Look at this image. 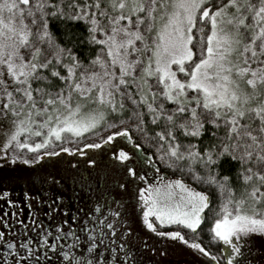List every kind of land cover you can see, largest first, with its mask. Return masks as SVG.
<instances>
[{"label": "snow or ice", "instance_id": "snow-or-ice-1", "mask_svg": "<svg viewBox=\"0 0 264 264\" xmlns=\"http://www.w3.org/2000/svg\"><path fill=\"white\" fill-rule=\"evenodd\" d=\"M85 41L96 47L87 63ZM104 126L111 131L84 147L132 143V129L159 163L215 189L212 240L227 246L219 255L156 226L196 230L207 192L157 175L127 204L113 195L146 183L153 160L141 144H132L134 166L129 151L114 150L129 179L112 187L60 159L85 154L56 142ZM10 165L20 172L6 175ZM69 179L90 201L71 216L60 212ZM15 184L32 211L27 221L0 217L15 231H0V264H142L137 222L190 245L196 264H264V0H0V198L12 207L3 189Z\"/></svg>", "mask_w": 264, "mask_h": 264}, {"label": "rangeland", "instance_id": "rangeland-1", "mask_svg": "<svg viewBox=\"0 0 264 264\" xmlns=\"http://www.w3.org/2000/svg\"><path fill=\"white\" fill-rule=\"evenodd\" d=\"M177 75L181 79L184 78V75L182 73H177ZM110 131L111 130L107 126H104L94 131L87 132L86 134L82 135V137L74 138L70 141H67L66 143L61 144L60 142H56L59 147L67 146L69 148H78L80 152H83L85 154V156H80L78 153L70 151L69 153H61L60 159L64 161L72 159L79 162L78 168L81 172H84V169L88 168L91 171L92 177L98 178L101 188L105 186L106 178L108 180V187H112V185L116 183H123L125 179H129L125 176V170L123 168V164L127 162H120L116 160L113 154L114 150L116 151V154H118V150L123 147L125 151H129L130 153V166H134L136 164L135 157L132 155V153L136 152V150L132 148V144L137 143L133 140V138L132 143L126 142L123 137H117L114 138L113 141L102 144L99 148L84 147L85 144L99 143V140L104 137L105 133ZM49 150H51V147H49ZM140 151L144 152L142 148L140 149ZM89 156L93 157L96 160L95 165H87L86 157ZM151 158L153 160V165L151 167L142 169V171L147 172V175L145 177L146 183H141L137 179L129 185V193L126 194L122 190L116 189L113 193L115 197H122L123 202L127 204L130 199L131 193L137 191V185L141 188L146 187L147 183H150L153 179L156 180L157 175L165 180L180 178L186 184L201 191L198 187L194 186V184L189 179L174 175L173 172H170V168L159 163L158 159L152 156ZM52 159L54 158H45L44 162L51 163ZM157 162L159 163V166ZM145 164H147L146 161ZM9 167L15 169L16 171L9 172L8 169H4L6 175H14L20 172V169L17 168L16 165H10ZM23 167L26 168L29 166ZM31 167L35 166L33 165ZM158 167L161 168V170L159 169V173L156 172V168ZM72 174L73 173H68L69 177H71ZM3 190L9 192L8 198L14 200L16 202V206L12 207L11 205L6 203L5 198H0V210L10 211L12 209L13 212H16L21 208H25L27 210L31 209L29 207V204L33 202L23 197V192L25 189L22 184L11 185ZM65 191L67 193V196L64 203L68 206L67 210L69 208H85L88 200L86 197L81 200L77 199V196H83V194L80 193L78 189L75 192L73 191L71 179L68 180V186L65 188ZM60 212L62 215H65L67 211L65 212V209L61 208ZM213 212L214 211H212L211 213H207L205 209L204 213L202 214L204 219L202 220L201 225L204 227V230H191L180 224L159 225L157 223V231H180L181 234L184 235L185 238L190 242H199L208 251L212 252L213 254L219 255L222 251V248L227 246H223L222 242L212 240L211 227L216 218L214 215H212ZM134 230L136 236L139 237L138 240L134 241L137 246H140L141 242H146L148 244L146 250L141 252L143 255V259L147 264H196L193 256L190 254V245H185L178 239L158 236L156 233L150 232L139 222L134 225ZM206 232L209 234L210 238L206 236ZM257 243L259 242L257 241ZM221 264H226V261L221 260Z\"/></svg>", "mask_w": 264, "mask_h": 264}, {"label": "trees", "instance_id": "trees-1", "mask_svg": "<svg viewBox=\"0 0 264 264\" xmlns=\"http://www.w3.org/2000/svg\"><path fill=\"white\" fill-rule=\"evenodd\" d=\"M59 27L62 28L63 26L61 25ZM73 31L76 32L77 34L83 33L84 36L87 35L84 27L81 24H75V26L73 28ZM54 32L58 35V32H56L55 29H54ZM84 36H81L82 40L84 39ZM95 52H96V47L95 46L89 47V45L85 41L82 44L81 49L78 50V55L81 57L82 60H84L85 63H87L88 59H90L91 56L95 55ZM168 106H171V105L169 104ZM152 130L153 129H152L151 125L149 124V132H151ZM84 134H86V133H84ZM130 135L132 136L133 140L136 143L141 144V148L144 150V152H146V153L147 152H151L152 153V157L158 159V157H156V155H155V149L154 148L150 149L147 145L144 144V138H143V135L140 132L130 129ZM207 139H208V137L206 136L205 140H207ZM157 164L159 166L158 162H157ZM158 168L161 170L160 167H158ZM222 169L226 170V172L230 174V173L235 171V165L229 166L228 164H225V165L222 166ZM170 172H173L174 175H176V176H180L182 178L189 179L194 184V186L198 187L201 191L207 192L209 194L211 203L209 205V208L206 209V212L207 213H211L212 211L215 210V207H216V205L218 204L219 201H218V198H217V195H216V191H215L214 188H212V187H210L208 185H204V184L198 183L196 181H193L191 174H189L187 172L181 173V171L179 169L170 168ZM234 182H235V180H234ZM201 229L204 230V227L202 225L197 229V231H199ZM206 236L209 237V234L207 232H206Z\"/></svg>", "mask_w": 264, "mask_h": 264}, {"label": "flooded vegetation", "instance_id": "flooded-vegetation-1", "mask_svg": "<svg viewBox=\"0 0 264 264\" xmlns=\"http://www.w3.org/2000/svg\"><path fill=\"white\" fill-rule=\"evenodd\" d=\"M157 181L155 179H153L150 183L155 184ZM90 203V201H88L86 204ZM18 208V207H17ZM77 208H69L66 212L65 215L67 216H71V214L76 212ZM83 209V208H81ZM86 209V206L84 208ZM32 210L29 209H25V208H21L18 209L15 213H17V217L13 218V216L11 215V213H13L12 209L10 211H4V210H0V217H3L4 219H7L10 223H14V219H20L23 221H27L28 220V213L31 212ZM47 211V209H43V211L41 212V216L43 217V213ZM46 219V217H45ZM201 225V224H200ZM200 225L198 226V228L200 227ZM197 228V229H198ZM0 231L5 232L8 235H15V231L14 230H10L6 225L0 224ZM148 247V244L146 242H141L140 246H137V252L139 254V259L142 261V264H147L146 261L143 259V255H142V251L146 250V248Z\"/></svg>", "mask_w": 264, "mask_h": 264}]
</instances>
